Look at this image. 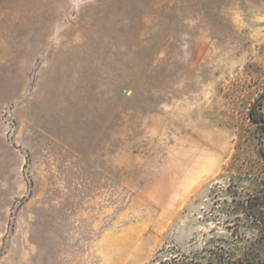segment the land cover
<instances>
[{"label": "rangeland", "instance_id": "rangeland-1", "mask_svg": "<svg viewBox=\"0 0 264 264\" xmlns=\"http://www.w3.org/2000/svg\"><path fill=\"white\" fill-rule=\"evenodd\" d=\"M262 94L264 0H0V264H264Z\"/></svg>", "mask_w": 264, "mask_h": 264}, {"label": "trees", "instance_id": "trees-1", "mask_svg": "<svg viewBox=\"0 0 264 264\" xmlns=\"http://www.w3.org/2000/svg\"><path fill=\"white\" fill-rule=\"evenodd\" d=\"M263 97L264 94L258 100ZM255 110L254 104L249 110V119L253 124L259 126L264 134V118L261 114L256 116ZM242 208L251 224L255 228L264 231V179L262 181V188L255 195L247 198L242 203ZM164 252L161 251L159 254ZM165 253L167 255L161 258L156 256L151 264H255L260 261L257 256H253L251 259H248L247 255L237 257L232 249L226 248L223 245L215 246L211 249H202L194 253H184L177 247H172Z\"/></svg>", "mask_w": 264, "mask_h": 264}]
</instances>
